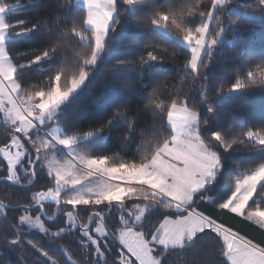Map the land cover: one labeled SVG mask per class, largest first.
<instances>
[{
	"label": "snow or ice",
	"instance_id": "1",
	"mask_svg": "<svg viewBox=\"0 0 264 264\" xmlns=\"http://www.w3.org/2000/svg\"><path fill=\"white\" fill-rule=\"evenodd\" d=\"M27 3L31 17L13 20L25 5L0 0V264H193V249L195 264H264V122L219 111L224 96L264 90V56L218 87L202 71L249 17L264 26V0ZM118 41L130 54L108 61ZM125 70L135 87L83 125L78 113Z\"/></svg>",
	"mask_w": 264,
	"mask_h": 264
},
{
	"label": "trees",
	"instance_id": "2",
	"mask_svg": "<svg viewBox=\"0 0 264 264\" xmlns=\"http://www.w3.org/2000/svg\"><path fill=\"white\" fill-rule=\"evenodd\" d=\"M24 7L16 9L10 14V19L23 18L28 19L32 15L31 6L28 5L27 0H21ZM235 3V0H233ZM240 9L236 10V15L239 13ZM127 35L133 39H143L146 36L145 30L142 28H137L135 26H129L127 28ZM170 39L168 37H158L157 40L161 45L166 44V41ZM225 43L220 46L217 51L215 60L209 66L208 69L202 70L206 71L210 83L214 87H218L220 82L228 80L232 77V68L235 63L245 60L249 53L259 60L264 56V26H261L257 18L252 16L248 18V23L244 25V30L239 34V41H234L231 33L226 34ZM247 45V52H239L238 46L240 42ZM28 41L21 39L19 42V51L23 52L27 50ZM160 51H163L161 47ZM130 54V48L127 44L123 46L120 45L118 41L117 47L113 49L111 55L107 58L108 61H112L115 56H128ZM179 58V57H178ZM169 60H173L172 57H168ZM114 62V61H113ZM182 63V60H181ZM174 67L173 63H168L162 66L163 70L172 73ZM105 69L101 68L97 72V80H108L109 82L113 79L112 76H105ZM175 75H182L181 73H174ZM133 73L131 71H121L117 74L115 79L118 81L117 84L113 85L109 83L107 88L101 90L99 95V101L96 104H88L84 109L78 113V119L80 122L87 126L88 122L94 119L100 114V107L103 100L111 97L116 93L117 90L122 92H130L135 85L132 83ZM172 75L169 76V82H171ZM220 105V121L222 123H231L236 119L240 118L242 123H247L249 125L255 123L260 124L264 122V90L260 88H250L244 92L233 93L231 95L224 96L219 100ZM119 133L114 131L111 137L108 139L106 147L109 155L116 152L119 145L117 143V137ZM4 136L3 129H0V139ZM131 149L129 150V158L131 157ZM255 157L251 152L246 150L242 145L239 146L237 152L235 153V159L238 163L244 162L247 164ZM0 199H4V194L0 193ZM239 227V225H237ZM246 231H250L246 229ZM253 235L255 233H252ZM189 259L195 264V260L199 258L198 249H193L188 253Z\"/></svg>",
	"mask_w": 264,
	"mask_h": 264
}]
</instances>
